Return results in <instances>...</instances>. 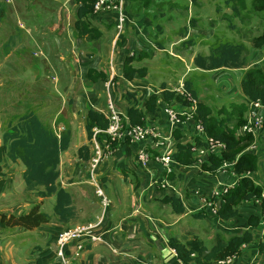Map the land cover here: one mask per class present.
I'll return each mask as SVG.
<instances>
[{"label": "crops", "instance_id": "0c3cea01", "mask_svg": "<svg viewBox=\"0 0 264 264\" xmlns=\"http://www.w3.org/2000/svg\"><path fill=\"white\" fill-rule=\"evenodd\" d=\"M63 6L67 12L70 10L73 12L72 23H67L68 39L59 30L61 28L58 23L53 24L55 29L50 41L44 36L40 38L47 50V53L44 54L45 64L48 63V67L51 66V69L57 70L56 72L53 70V74L56 75L62 91L67 93L68 108L71 106V111L79 113L83 129L84 115L88 108L100 110L105 115L108 96L106 87L107 82H110L109 94L112 97L114 93L111 100L120 112L126 113L130 102H136L145 112L149 97L156 96L155 110L153 112L146 111L144 121L154 126L163 136L168 137L176 149L180 142H190L191 146L195 145L196 134L192 127L194 122L201 119L196 116L197 108H192L190 101L183 98L176 90L180 82L184 83L186 79H182L183 76H181L175 85L165 82L155 85L153 81L149 80L150 70L148 66L140 65V62L143 61L142 58L148 56L150 52V50H144V41L154 50H164L160 42H153L150 39L148 29L152 25V20L149 19L148 14L142 15L140 12V8L142 6L145 8V6L138 2L134 3L132 0H123L122 9L125 12L126 20L120 31L117 28V15L114 12L94 13L92 9L88 19L91 26L98 31L96 36L91 34L80 35L75 28L74 22L77 19L79 6L77 0H64ZM195 23V26L182 33V39L192 34L212 35L213 29L203 30L197 25V22ZM111 25L116 28V33L112 35L109 41V44L114 47V58L105 67L104 61L95 55L102 30ZM84 45L90 49L96 46V50L91 49L88 52L81 48ZM135 46L140 47L138 51L134 50L136 49ZM173 55L178 56V54ZM248 56V65L245 67L221 68L212 70V72L221 77L220 73L224 70L226 74L223 76H228L230 79L227 74L241 71V77L248 67L260 68L264 71V48H250ZM51 57L54 58L55 62H49ZM126 57L133 58L130 62L133 68L143 67L146 68V71L142 75L135 74L132 78L125 77ZM59 67L61 71L58 70ZM42 68H44L43 64L30 66V70L37 76L42 73ZM89 71L97 77L89 78ZM220 77L217 79V84L227 87L221 80L219 81ZM164 89L173 93L168 101L162 98L161 93ZM239 92L242 95V100L239 102L247 103V109L244 113L245 119H247L250 101L242 94L241 89ZM193 97L197 99V103L201 102L198 97ZM164 107H173L177 112L184 114L181 117L182 122L180 124L168 123L163 113ZM59 112L57 111L56 114ZM3 126L0 117V143ZM70 129L72 133L71 145L74 143L75 134L72 126ZM151 142L149 138L145 142V147L155 155L156 150L153 149ZM82 144L85 142L74 145L78 148ZM142 144L128 142L117 145L100 163L98 174L101 183L111 204H115V207H113L112 214H108L103 225V242L93 244L87 242L85 250L78 257H73L74 246L70 245L66 255L69 256L71 264H178L176 254L169 243L171 236H176L194 251L205 244L200 237L181 231L177 226L181 224L182 218L188 214L194 216V213H202V217L199 218H209L211 222L208 223L219 229L216 232H222L225 235L239 234L245 229L252 231L254 239L246 244L233 264H264V254L257 249L255 244L258 238L264 236V219L262 216L264 210L260 201L252 200L241 204L237 215L231 221H227L221 219L217 214L220 201L211 198L213 191L223 187H231L237 183L239 177L230 172L231 166L229 164L223 166L215 174L206 173L201 171L196 154L192 153L190 162L186 164L174 159L175 163L171 172H167L165 167L154 157L148 161L145 167H139L135 161V151ZM247 150L257 157L258 163V169L249 173V176L264 187L261 184L264 183V126L261 131L254 135V144ZM10 164L21 165L19 162L12 163L4 159L2 170L7 171L11 166ZM58 169L57 186L66 189L71 194L72 205L76 207V213L79 210L75 203L78 195L83 201L82 206L87 207L89 213L84 218H80L78 215L77 218L75 217L68 222H59L53 218L48 223L41 224L31 230L19 226L13 233L9 232L3 236L1 234L4 233V229L0 227V264H22L25 261L38 258L43 261V264L57 261L56 234L64 228L92 222L98 215L97 197L93 186L87 180L88 162L80 160L77 157V151L74 153L68 148L60 154ZM22 171L23 167L20 169V177ZM170 176L173 178L170 179ZM11 179H6L0 197H4L9 192L13 194L14 188ZM20 184L24 187L23 181H20ZM170 195H175L182 201L185 209L182 214L172 212L170 205L165 202L164 198ZM37 200L43 201L44 199L28 198L26 199L27 202L22 205V209L28 211L27 205L34 204ZM97 200L99 202V199ZM19 210H21L20 207L19 209L17 207L11 212L12 214H19ZM162 210L163 212H161ZM1 213L6 214L5 212ZM250 216L257 217L256 225L249 224ZM79 219L82 222H77ZM22 234L30 235L32 238L37 235L39 242H35L32 246L28 245L30 240L27 241V237ZM15 237L23 238L20 244L22 247L15 241ZM34 246L35 248H33ZM31 251H33L32 254ZM187 264H202V262L195 255L193 260Z\"/></svg>", "mask_w": 264, "mask_h": 264}, {"label": "rangeland", "instance_id": "374dc122", "mask_svg": "<svg viewBox=\"0 0 264 264\" xmlns=\"http://www.w3.org/2000/svg\"><path fill=\"white\" fill-rule=\"evenodd\" d=\"M169 1H137L140 4L147 5L145 8L142 6L140 12L142 15L148 14L149 19L152 20V25L148 29L150 31V39L153 42H160L164 49H160L159 51L157 49L154 50L144 41V50H150V52L148 56H144L145 59L142 58L143 61L140 62V65L148 66L150 70L149 80L153 81L155 85H159L161 82L175 85L181 76H183L182 79H190L193 84L192 88L196 90L198 98L203 104L206 103L205 105L208 106L209 111L215 119H223L227 116V111L232 110V103H238L242 100V95L239 92L241 71L227 74L230 76V79H228V76H223L226 74L224 70L221 71L219 81L221 80L224 85H227V87H223L222 84H217L219 77L215 72L203 71L196 68L192 62V57L196 53H207L208 44L216 37L230 38L235 36L237 38L241 37L240 35L244 33L250 35L251 32L248 29H251L253 35H256L264 28V19L260 16L251 18L244 16L245 6H249L250 0H245L244 5H246L240 7L243 15L242 20L233 15L230 7L224 3L225 0H197L195 4L189 3V0H173L180 3L178 5H174L172 2L169 3ZM63 3L64 0H0V117L4 124L11 115L32 108L44 122L55 127L58 133L64 129L63 127L70 128L72 126L75 140L70 145L69 150L75 153L77 151L75 143L85 142L90 147L91 142L86 139L79 113L71 111V106L68 108L67 93L63 92L62 87L58 85L57 77L53 74V70L55 69H51V66L48 67V63L45 64L44 54L47 53V50L40 38L44 36L45 39H49L48 41H50L55 29L53 24L58 23L61 28L59 30L68 39L67 23H72L73 12L71 10L67 12ZM187 4L188 9H185L184 6ZM218 6L219 10H217ZM190 16L197 17V25L203 30L213 29V32L211 36H204L203 34L188 35L186 38L193 39V42L192 45L187 46V44L182 43L184 39L186 40V38L182 39V33L185 28L187 30L190 29L188 25ZM212 20L214 21L212 22ZM228 23L236 25L233 31L227 26ZM239 28L241 29L240 31L238 30ZM114 33H116L115 26H107L102 30L98 41L99 46L95 56L104 61L105 67L114 58V47H112V44H109ZM81 48L88 52L91 49L96 50V46L90 49L84 45ZM135 48L134 50L138 51L140 47L135 46ZM173 54H178V56H174ZM49 62H55L54 58L51 57ZM37 64L44 65L42 73L38 76L30 70V66ZM58 70L61 71L60 67ZM113 96L111 97L112 99ZM57 111L60 112L56 114ZM232 114L235 115L236 113L233 112ZM229 124L233 126L232 122ZM21 168L22 166L19 164L11 165L7 171L1 168V171L5 173V179L12 178L11 183L14 190L13 194L9 192L4 197H0V216L3 214L1 212H5L8 217L12 214L11 210L17 207L18 209L20 207L21 210L19 212L21 213L25 210L22 209V205L27 202L26 199H38L34 191H26L21 186ZM261 184L264 185V183ZM103 190L107 196L104 187ZM41 199L44 200H37L36 202L40 203V209L52 213L54 197ZM97 199L99 211L93 221L98 216H101L103 209L100 199L99 202ZM82 202L81 196L78 195L75 203L79 210L76 213V207H74L75 217L79 215L80 218H84L89 213L88 208L82 206ZM75 203H73L74 206H76ZM32 205H27V208L30 209ZM113 207H115V204L112 203L108 207L107 214H112ZM77 222L82 221L79 219ZM208 222H211L209 218L204 219L188 214L181 219V224L177 226H179V230L186 231L195 237H200L205 244H210L213 235L219 229ZM16 228H2L4 229V233L1 236L9 232L13 233ZM22 235L27 237V241L30 240L28 245L32 246L35 242H39L37 235L33 236L36 241L30 235ZM22 240L23 238L21 237H15V241L21 247Z\"/></svg>", "mask_w": 264, "mask_h": 264}, {"label": "trees", "instance_id": "16d2710c", "mask_svg": "<svg viewBox=\"0 0 264 264\" xmlns=\"http://www.w3.org/2000/svg\"><path fill=\"white\" fill-rule=\"evenodd\" d=\"M79 6L77 8V19L74 22L75 28L80 35L91 34L96 36L97 30L91 26L88 19L95 0H77ZM137 3L138 0H132ZM189 3H196L197 0H189ZM174 5H178L177 1L170 0ZM245 0H225L224 3L230 7L234 16L242 20V9ZM145 7L146 4H142ZM184 6V5H183ZM188 4L184 6L187 8ZM219 6L217 7V10ZM244 16L262 17L264 19V0H250L249 6H245ZM198 14V13H196ZM197 17L190 16L188 25L195 26ZM214 20H212L213 22ZM231 31L236 27L234 23L227 25ZM187 30L184 29L183 33ZM241 30L240 28L238 29ZM244 33L241 37L232 36L230 38L216 37L208 44L207 53H196L193 57V63L196 68L203 71H212L221 68H242L248 65L249 49L264 48V28L259 33L253 35ZM216 36V35H214ZM244 36V37H243ZM193 39L182 41L187 46L192 45ZM249 44V45H248ZM132 57H126L124 75L132 78L135 74L142 75L146 68H133L131 63ZM89 78H96L91 71L88 73ZM240 89L242 94L248 101H257L264 105V71L256 67H248L240 78ZM184 88L193 96H197L193 84L190 79L184 82ZM162 88H165L162 86ZM162 98L168 101L173 93L165 90L161 93ZM157 97L150 96L147 101L146 111L153 112L155 110ZM201 101L197 104V117H199L205 127L208 135L222 140L225 148L218 154H211L208 158L200 163V169L203 172L215 174L221 169L226 162L232 163L230 172L239 176L237 183L230 187L226 193L219 198L220 206L217 210L218 216L227 221H231L238 213L239 206L245 202L259 200L264 210V187L256 183L248 173L258 169L257 157L247 149L254 143V136L246 133L244 135L237 134L236 129L245 122L244 113L247 109V103H232V110L227 111V116L217 120L209 111L208 106ZM223 106V105H221ZM137 103L130 102L126 113L131 123H142L145 113ZM236 113L235 115L232 113ZM232 122L233 126L229 123ZM0 143V194L6 182L5 173L1 171L4 159L9 162H19L23 171L21 178L26 191H34L38 198L54 197V205L52 213L40 209V203H34L28 211L19 214H6L0 216V227H23L26 229H34L41 224L48 223L53 218L59 222H68L75 218V210L72 205L71 194L64 188L57 186L59 178V161L60 154L69 148L71 142V129L63 127L59 133L52 125L44 122L36 111L28 108L21 113H17L8 117L4 122ZM108 126V119L103 112L94 108H88L84 115V130L88 141H91L93 129L105 130ZM104 134L97 133L96 137L102 141ZM196 144L203 145V141L199 136L195 138ZM191 143H178L177 151L172 154L173 158L182 164H186L191 160L192 151ZM77 157L82 161H89L91 151L89 144L85 143L77 148ZM170 179L173 177L170 176ZM172 212L182 214L184 205L179 197L175 195L166 196L164 198ZM196 217H202V213H194ZM249 224L256 225L257 217L250 216ZM253 232L245 229L239 234L225 235L222 232H215L210 244L201 245L197 251L187 247L176 236H171L169 243L175 251L176 257L186 263L191 262L196 255L202 264H211L214 261L226 259L240 252L242 245H246L253 240ZM257 249L264 254V236L256 241ZM33 251H31V254ZM22 264H43V261L31 259ZM48 264H62L52 261ZM71 264V263H70ZM261 264V263H255Z\"/></svg>", "mask_w": 264, "mask_h": 264}, {"label": "built area", "instance_id": "2783aa9c", "mask_svg": "<svg viewBox=\"0 0 264 264\" xmlns=\"http://www.w3.org/2000/svg\"><path fill=\"white\" fill-rule=\"evenodd\" d=\"M122 3L123 0H95L93 4V12H114L117 15V28L120 31L126 20L125 12L122 9ZM183 84V82H180L179 87H176L177 92H179L183 98L190 101L192 108L196 109L198 104L197 99L184 88ZM109 86L110 82H107L106 89L108 96L105 116L108 119V126L105 130H99L96 128L93 129V135L90 141L91 157L88 161L87 169V180L88 183L93 186L95 195L100 199L101 205L103 206L102 214L101 216H98L95 221L76 224L64 228L56 234L55 252L57 258L62 262V264H70V258L66 255V251L70 245L74 246L75 252L73 257H78L83 250H85L87 242L90 244L103 242L102 228L107 220V210L111 205V201L104 193L103 184L101 183L98 174V167L103 158L113 151L115 146L123 145L128 142L143 143L135 151V161L137 166L145 167L148 161L154 157L156 161L160 162L165 167L167 172L173 171V164L175 161L172 154L174 151H177L176 146L171 143L168 137L163 136L154 126L146 123L144 119L142 123H131L127 113L120 112L114 106L109 94ZM249 105L250 108L246 122L237 130V134L239 135L249 133L254 136L257 132L261 131L264 126V105L257 101H250ZM163 113L166 121L170 124H180L182 122L181 117L184 115L177 112L173 107H164ZM192 129L196 136H199L204 143L203 145L195 144L190 147L192 153L196 154L198 163H202L209 155L218 154L225 148V143L222 140L206 133L201 120L194 122ZM97 133L104 134L102 136V141L97 139ZM149 138L152 141L151 143L153 149L156 150L155 155L150 153L145 147V142ZM253 144L251 146H253ZM227 164L232 166V163L229 162H226L223 166ZM231 173L234 174L233 172ZM236 176L239 177L238 175ZM229 188L230 187H223L219 190L213 191L211 193V198L219 200L220 196L226 193ZM262 216L264 219V211ZM245 246L246 245L243 244L241 250H243ZM240 252L229 256L226 259L214 261V263L233 264V261H236L240 256ZM177 262L178 264H187L178 258Z\"/></svg>", "mask_w": 264, "mask_h": 264}]
</instances>
